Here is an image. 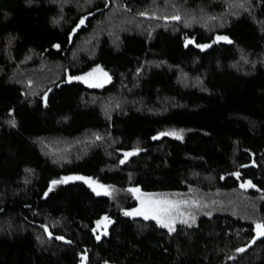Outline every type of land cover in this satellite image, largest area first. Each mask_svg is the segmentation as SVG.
Instances as JSON below:
<instances>
[{
    "label": "trees",
    "instance_id": "1",
    "mask_svg": "<svg viewBox=\"0 0 264 264\" xmlns=\"http://www.w3.org/2000/svg\"><path fill=\"white\" fill-rule=\"evenodd\" d=\"M261 223L264 0H0V264H264Z\"/></svg>",
    "mask_w": 264,
    "mask_h": 264
},
{
    "label": "rangeland",
    "instance_id": "2",
    "mask_svg": "<svg viewBox=\"0 0 264 264\" xmlns=\"http://www.w3.org/2000/svg\"><path fill=\"white\" fill-rule=\"evenodd\" d=\"M76 79L81 81L83 84L87 86L93 87L94 85L102 86L109 80L108 73L100 66L94 65L88 71L81 73L76 76ZM132 152H127L125 155ZM133 194L136 200V205L131 209L126 210V213H132L131 216H138L145 218V215H137V211L144 212L149 219L155 220L159 224H168L171 228L172 225L181 220H186L188 218L187 214V205L183 201L178 200L177 198L172 199L170 196L166 195H151V194H144L139 191H134ZM151 202H167L165 205H160L161 207H165L168 205H172L171 211L167 213H158L153 211L150 207ZM156 218H153V217ZM105 217L100 218L95 222L94 231L97 236H100L106 233V229L110 223V220H105Z\"/></svg>",
    "mask_w": 264,
    "mask_h": 264
},
{
    "label": "snow or ice",
    "instance_id": "3",
    "mask_svg": "<svg viewBox=\"0 0 264 264\" xmlns=\"http://www.w3.org/2000/svg\"><path fill=\"white\" fill-rule=\"evenodd\" d=\"M172 19L174 20H179L180 17L179 16H174L172 17ZM84 21L81 20V24H83ZM217 40H227V37H217ZM230 42V41H229ZM189 43H191V41H189ZM58 47V46H57ZM202 47H207V46H202ZM94 86H97V85H94ZM168 133H163L162 135H167ZM135 153H128L127 155H133ZM67 179H72V178H65V180ZM75 179H84L83 177H75ZM90 183H92L91 181H89ZM53 183H58L57 181H53ZM251 182H249L250 184ZM243 186V185H242ZM103 187V186H101ZM134 191H139V189H135ZM97 194H100V193H97ZM105 194H107V192H105ZM167 204V202H151L150 204V207L153 211H156L158 213H167L169 211H171V207H173L172 205H168V206H165V207H161L160 205H165ZM137 215H145V218L147 219L148 216L142 212V211H137L136 213ZM126 215H132V213H126ZM153 218H156L155 216ZM105 220H107V217L104 218ZM164 227H169L168 224H163ZM256 228H257V235L258 236H264V223H261V224H257L256 225ZM238 251H244V249H239Z\"/></svg>",
    "mask_w": 264,
    "mask_h": 264
},
{
    "label": "water",
    "instance_id": "4",
    "mask_svg": "<svg viewBox=\"0 0 264 264\" xmlns=\"http://www.w3.org/2000/svg\"><path fill=\"white\" fill-rule=\"evenodd\" d=\"M76 180V179H75ZM43 230L47 238H51L53 235L49 232L48 228L46 226H43Z\"/></svg>",
    "mask_w": 264,
    "mask_h": 264
}]
</instances>
